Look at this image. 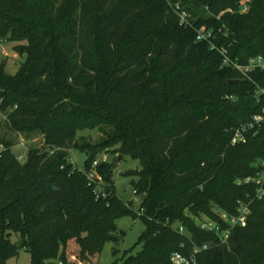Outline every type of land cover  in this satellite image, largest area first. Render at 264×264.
<instances>
[{"label": "trees", "instance_id": "16d2710c", "mask_svg": "<svg viewBox=\"0 0 264 264\" xmlns=\"http://www.w3.org/2000/svg\"><path fill=\"white\" fill-rule=\"evenodd\" d=\"M175 1L192 26L180 24ZM203 26L241 63L264 56V0H0V39L26 55L14 75L0 64V264L21 248L32 264H97L105 242H121L124 216L146 230L140 248L112 264H170L204 244L197 264H264V194L238 182L261 170L264 122L232 143L264 109L254 90L264 72L248 78L223 65L218 49L197 40ZM85 130L101 135L91 141L79 136ZM8 131L41 135L44 147L19 160ZM72 149L85 152L83 169ZM104 152L139 162L126 172L138 178L137 208L116 192L115 162L96 167L101 196L89 185ZM241 202L250 203L247 224L226 243L199 227L202 217L222 223L220 213L237 214Z\"/></svg>", "mask_w": 264, "mask_h": 264}, {"label": "rangeland", "instance_id": "374dc122", "mask_svg": "<svg viewBox=\"0 0 264 264\" xmlns=\"http://www.w3.org/2000/svg\"><path fill=\"white\" fill-rule=\"evenodd\" d=\"M242 3H245L242 2ZM242 11L247 10L246 6H242ZM202 14L208 15L207 12L201 10ZM15 43L12 41L0 39V64L5 65V71L9 74L14 75L22 62L25 61L26 55H21L14 49ZM0 118L4 116L0 113ZM8 134L11 138H14L15 144L13 151L16 154L26 155L27 151L31 147L43 148L44 147V138L41 135H35L30 138L26 136L12 133L8 131ZM88 137L91 141L97 140L101 132L99 130H85L79 133ZM21 143H24L25 146H22ZM98 162L102 163L107 161V163L115 162L117 167L114 170V184L116 192L119 197L129 202L132 200L135 207H138L137 194L134 193V184L133 181H136L138 178L135 175H126V172H131L139 168V162L133 160L132 158L126 156H120L114 152H104L98 157ZM86 160L85 152L78 151L76 149L70 150V161L74 164L75 167L79 169L84 168V161ZM205 217L198 219V221H203ZM118 229L123 230L125 233L121 238V242L116 245L114 242L108 241L103 244L101 253L99 254L97 264H112L114 261L120 260L124 254L125 250L134 249L137 251L140 248V245H137L139 237L146 230V225L139 218H133L131 216H124L117 221ZM115 249L119 251L114 254ZM55 264H59L58 261H52ZM7 264H32V255L25 249L21 248L19 255L17 257H12L7 261ZM49 264V263H47Z\"/></svg>", "mask_w": 264, "mask_h": 264}, {"label": "built area", "instance_id": "2783aa9c", "mask_svg": "<svg viewBox=\"0 0 264 264\" xmlns=\"http://www.w3.org/2000/svg\"><path fill=\"white\" fill-rule=\"evenodd\" d=\"M171 7L173 8V11L176 13V15L179 18V22L181 25L188 27L192 26V17L190 11L182 4L181 1H175L171 4ZM217 38V35L214 33V30L211 28H208L206 26H203L201 28H198L197 30V40H205L211 43L212 49H218L220 54L223 58V65L230 66L233 69L237 70L243 77L250 78V75L254 71H261L264 72V56L257 55L255 57L249 58V60L246 63H241L237 59L231 58L229 54V49L225 46L218 47L214 39ZM255 94L257 97L264 95V86L256 85L255 87ZM2 100H0V103ZM0 113L4 116L3 119H6V115L3 114L0 110ZM264 122V109L261 113L254 114L251 118V120L246 123L245 125H242L238 129L235 130L234 135L232 137V143L236 144L238 142H245L246 136L245 132L255 127L256 125H261ZM22 146H25L24 143H21ZM3 149V147H0V152ZM28 152V151H27ZM53 152V151H51ZM27 155V154H26ZM26 155L23 154H17V157L19 160H24L26 158ZM98 159L93 162V165L91 169L87 172V177L89 181V185L94 186V191L97 195V197L101 196V185L104 182L103 176L97 171V165H98ZM261 170L257 173V176H250L245 179H240L238 182H251L255 181L256 183H259L260 188L258 191V196L262 197L264 194V189L262 187V183L264 180V160L261 161ZM134 193L136 191L134 190ZM138 200V198H137ZM250 203L241 202L237 209V214L230 215L228 213L222 212L220 213V217L222 219V223L218 222L213 219L205 218L203 221H198V225L201 229L207 230V231H214L218 234L220 240L222 243H226L228 241V238L231 234L232 229L235 226H245L247 224V218L250 214ZM223 222H226L228 224L227 227H223ZM179 231L181 233L186 232V229L184 226H179ZM209 248L208 244H204L203 246L196 247L192 254L186 255L180 251H177L172 254L170 264H197L198 263V257L197 253L203 250H206ZM59 264H62L61 262Z\"/></svg>", "mask_w": 264, "mask_h": 264}, {"label": "water", "instance_id": "95a60500", "mask_svg": "<svg viewBox=\"0 0 264 264\" xmlns=\"http://www.w3.org/2000/svg\"><path fill=\"white\" fill-rule=\"evenodd\" d=\"M237 81H238L237 79H232L230 82H231V83H235V82H237ZM49 264H55V263L50 262Z\"/></svg>", "mask_w": 264, "mask_h": 264}]
</instances>
